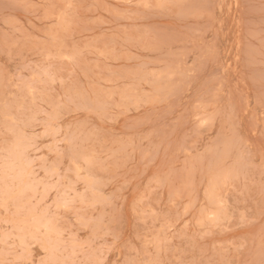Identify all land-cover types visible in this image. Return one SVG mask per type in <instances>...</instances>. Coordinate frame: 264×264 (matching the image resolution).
I'll list each match as a JSON object with an SVG mask.
<instances>
[{
  "label": "rangeland",
  "instance_id": "374dc122",
  "mask_svg": "<svg viewBox=\"0 0 264 264\" xmlns=\"http://www.w3.org/2000/svg\"><path fill=\"white\" fill-rule=\"evenodd\" d=\"M0 264H264V0H0Z\"/></svg>",
  "mask_w": 264,
  "mask_h": 264
}]
</instances>
